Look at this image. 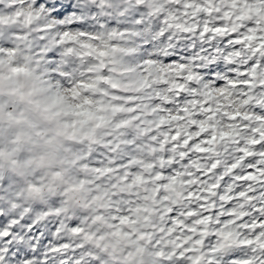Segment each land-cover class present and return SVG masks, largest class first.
Segmentation results:
<instances>
[{"label": "clouds", "instance_id": "clouds-1", "mask_svg": "<svg viewBox=\"0 0 264 264\" xmlns=\"http://www.w3.org/2000/svg\"><path fill=\"white\" fill-rule=\"evenodd\" d=\"M90 2L99 9L98 27L92 25L91 30L77 32L75 38L65 34L60 40L56 39L58 33L45 32L50 37L47 44L60 50L62 62L74 66L71 75L63 81L49 74L43 58H38L34 51L43 39L39 35L45 31L42 26L49 23L40 10L31 3L0 8L8 21L5 27L24 34L10 40L12 47L0 48V128L4 130L0 153L5 154L0 166L6 175L17 181L15 198L19 204L16 207L22 208L25 215L31 214L34 221L57 216L79 220L86 225L82 229L86 243L107 256L112 264H133L136 250L151 243L146 221L142 213H137L130 223L110 227L108 214L111 209L105 189L115 177L97 168V160L107 159L105 153L109 152L119 159L126 154V148L131 147V141L140 142L137 148L149 141L154 148H141L137 152L143 164L139 174L149 177L158 166H163L161 161L166 154L172 158L171 151L166 152L171 143L168 137L157 140L163 126H154L144 120L137 122L127 109L129 99L143 95L149 87L165 101L175 99L179 88L193 97V101L186 104L188 113L182 123L185 129L192 126L193 116L189 113L197 109L208 124L222 125L225 131L239 128L244 116H249L250 122L258 127H264V121H257L251 112L254 107L264 109V103L260 102L264 91H256L264 88V67L260 64L264 59V0H211L203 8L197 4L193 9L195 13L211 10L205 15H211L223 29L220 39L242 38L241 54L233 58L234 62L256 60L251 69H245L251 81L247 93L241 85H248V81L242 80L243 73H240L231 83L226 81L220 86L226 89L223 95L216 88L215 79L205 80L206 74H201L206 65L191 59L161 73L160 78L168 81L167 87L148 85L144 73L153 75L159 65L155 61L142 60L136 35L120 27L128 22L126 18L143 9L141 17L147 29L141 27L139 31L151 32L159 47L167 50L186 37L191 39L189 30L195 32L196 25L190 23L191 17L184 18L187 9L179 12L174 0ZM12 68H23L27 76L17 74L13 77ZM193 84L196 88H191ZM34 91L36 94L32 95ZM200 92L207 94L202 99L211 98L212 120H208L209 113L196 101ZM217 101L220 103H215ZM36 102H41L39 110L34 108ZM217 108L223 110L217 111ZM44 109L49 110L47 115L51 119L42 115ZM19 120H26L33 126L16 124ZM22 131L27 132L30 139L18 141ZM153 132L156 136H152ZM34 189H38L39 194L34 193ZM156 189V183L135 186L145 204L156 197ZM185 190L181 176L175 183L170 182L167 195L176 199ZM126 191L133 189L129 187ZM145 195L151 199L145 201ZM129 232L133 235L129 236Z\"/></svg>", "mask_w": 264, "mask_h": 264}, {"label": "snow or ice", "instance_id": "snow-or-ice-1", "mask_svg": "<svg viewBox=\"0 0 264 264\" xmlns=\"http://www.w3.org/2000/svg\"><path fill=\"white\" fill-rule=\"evenodd\" d=\"M174 2L179 12L188 10L184 18L191 17L190 23L196 25L194 34L191 30L188 32L191 39L186 37L175 47L165 50L159 47L151 32L139 31L141 27L147 29L141 17L143 9L126 18L128 22L120 26L136 35L142 60L159 65L153 75L144 73L147 84L167 87L168 81L160 78L161 73L189 59L206 65L201 74H206L205 80L215 79L222 95L226 89L220 86L226 81L231 83L236 75L243 73L241 79L248 81L245 69H251L256 60L242 63L233 59L241 54L242 38L220 39L223 29L211 15H205L211 10L193 11L197 4L203 8L211 0ZM28 3L39 9L49 22L42 26L45 31L39 35L43 39L34 51L38 58H43L54 79L66 80L74 66L62 62L60 50L47 44L50 37L45 32L58 33L57 40L65 34L75 38V33L91 30L92 25L99 26V9L90 0H0V8H16ZM7 23L5 14L0 12V48L12 47L10 40L24 35L7 29ZM260 64L264 67V59ZM250 85L251 81L241 85L245 93ZM178 91L175 99L165 101L149 87L143 95L127 103L131 118L163 126L157 140L168 137L171 141L166 152L170 150L172 158L166 154L161 161L163 166H158L152 176L139 174L143 164L137 158L141 148H154L149 141L137 148L140 142L131 141L129 137L131 147L126 148V154L117 159L109 152L105 153L107 159L97 160V168L115 177L105 189L111 209L110 227L130 223L135 214H143L151 243L139 248L142 253L133 264H264V127H258L250 122L249 116H244L239 128L225 131L222 125L208 124L197 109L189 113L193 116L192 126L185 129L182 123L188 113L186 104L192 102L193 97L183 88ZM256 91L262 92L264 88ZM206 95L200 92L196 101L209 113L208 120H212L211 98L202 99ZM260 102L264 103V98H260ZM222 110L217 108V111ZM146 112L151 115L146 116ZM251 112L257 121H264V109L254 107ZM181 176L186 190L173 199L167 195V188ZM145 182L156 183L158 192L154 199L145 195V201L151 199L146 204L135 191L137 184ZM129 187L133 191H126ZM16 192L11 178L0 181V264H112L107 256L85 242L82 229L86 225L66 216L34 221L31 214L25 215L22 208L16 207L19 204Z\"/></svg>", "mask_w": 264, "mask_h": 264}, {"label": "rangeland", "instance_id": "rangeland-1", "mask_svg": "<svg viewBox=\"0 0 264 264\" xmlns=\"http://www.w3.org/2000/svg\"><path fill=\"white\" fill-rule=\"evenodd\" d=\"M11 74H12L13 77H15L17 74H23V75L27 76V72L23 68H12ZM31 94L34 95L36 93L34 91ZM56 103H59V101H56ZM34 108L36 110H39L41 108V102H36L34 104ZM48 111H49L48 109H44V111L42 112V115H44L46 119H51L52 117L47 115ZM15 123L18 124V125H26L29 128H31L33 126L31 123H29L26 120L15 121ZM3 139H4V130H3V128H0V144L3 143ZM17 139H18V141L20 139L28 140V139H30V137H29L27 132H23L22 131L18 135ZM4 155H5L4 153H0V159H3ZM24 167H26V165H24ZM21 174H23V173H21ZM5 178H11V181H12L13 185L17 188V181L12 176L6 175L3 167L0 166V181H3ZM33 192L36 193V194H39V190L38 189H34ZM141 253H142V250H139V249L136 250V253H135L136 258H137V255H139ZM130 259H131V257H130Z\"/></svg>", "mask_w": 264, "mask_h": 264}, {"label": "trees", "instance_id": "trees-1", "mask_svg": "<svg viewBox=\"0 0 264 264\" xmlns=\"http://www.w3.org/2000/svg\"><path fill=\"white\" fill-rule=\"evenodd\" d=\"M69 15H72V14H69ZM101 55H103V53H102ZM128 235H129V236H132L133 233H132V232H129Z\"/></svg>", "mask_w": 264, "mask_h": 264}]
</instances>
